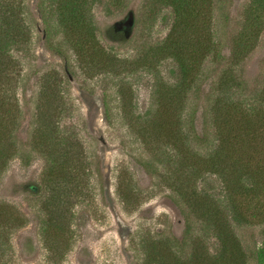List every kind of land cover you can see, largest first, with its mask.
Returning <instances> with one entry per match:
<instances>
[{"label": "rangeland", "instance_id": "rangeland-1", "mask_svg": "<svg viewBox=\"0 0 264 264\" xmlns=\"http://www.w3.org/2000/svg\"><path fill=\"white\" fill-rule=\"evenodd\" d=\"M5 1L0 0V6ZM19 1L26 7L28 36L26 43L10 50L11 64L6 68L10 83L4 97H12L6 110L14 119L9 129L0 130L13 129V136L7 133V139H0V147L16 145L18 153L0 172V264H138L142 256L138 243L143 235L182 238L185 227L164 177L167 162H158L156 157L152 162L153 150H165L167 140L156 132L143 133L138 123L150 110L173 116L182 109L160 108L154 96L157 84H163L165 91L178 77L176 64L164 49L172 27L170 9L160 10L159 5H147L145 0L120 4L93 0L92 15L98 29L95 45L87 29L75 35V41L74 36L68 37L55 12L45 15L48 1ZM251 2L213 0L215 50L199 67L200 77L185 95L181 110L186 118L195 117L194 130L190 122L185 123L181 137L180 144L189 151L205 153L216 144L212 106L225 70L234 66L219 52L229 54ZM129 10L135 12L134 29L125 24L131 19ZM116 21L124 24L122 34L109 45L101 31ZM110 56L116 60L115 66H110ZM233 70L239 83L236 90L245 96L264 85V31ZM4 81L0 77V84ZM1 101L0 96V105ZM39 127L63 137L62 143L44 141L45 156L33 148L43 142L35 135ZM173 130L166 132L172 134ZM72 142L84 147L90 182L86 201L75 207L73 236L63 244L65 251L55 255L41 240L40 222L46 214L42 199L24 186L43 182L50 159ZM145 161L151 162L150 170L143 166ZM204 181L198 182L201 188L208 185L213 187L211 192L221 193L219 181ZM120 190L130 196L132 204L126 205ZM19 214L21 219L14 222ZM256 218L254 223L236 227L249 264H257L254 256L264 240V222ZM196 231L203 233L198 224ZM213 241H208L211 248Z\"/></svg>", "mask_w": 264, "mask_h": 264}, {"label": "trees", "instance_id": "trees-1", "mask_svg": "<svg viewBox=\"0 0 264 264\" xmlns=\"http://www.w3.org/2000/svg\"><path fill=\"white\" fill-rule=\"evenodd\" d=\"M45 1L50 4L45 15L55 12L59 26L68 37L74 36L75 41V35H81L87 29L90 42L98 45L95 33L98 29L91 9L93 0ZM212 3L213 0H145L147 5H159L160 10L170 9L168 17L172 21L164 49L165 55L174 60V72L178 77L165 91L163 84H157L154 96L158 107L183 109L185 95L200 77L199 67L213 55ZM25 9L19 0H6L0 6V77L5 78L0 84V129H9L8 125L14 119V115L6 110L12 102V97H4L10 83V72L6 68L11 64L10 50L14 45L26 43ZM129 13H132L134 29L135 12L129 10ZM263 16L264 0H252L244 27L233 38L229 54L226 56L219 52L222 59L234 66L225 70L218 87L220 94L212 106L216 144L211 150L203 153L190 148L189 151L188 147L180 144L184 124L190 122L193 130L195 128V117L186 118L182 109L173 116L151 110L140 116L138 123L143 133L156 132L167 140L165 150H153L152 162L155 157L158 162L162 159L167 162L164 177L172 192V200L184 216L185 227L182 238L173 234L143 235L138 243L142 253L138 264H249V257L236 235V227L254 223L256 217L264 222V85L253 95L241 94L236 90L239 83L233 68L243 62L259 42L264 31ZM123 26L122 22L116 21L101 31L109 45L118 41ZM110 57V66H115L116 60ZM161 89L167 94H163ZM171 128L174 130L168 134L166 129ZM10 131L0 130V139H7L8 134L13 136V129ZM35 135L43 142L33 148L44 156L47 152L45 140L57 143L63 140L58 132L45 127L37 128ZM17 153L16 145L0 147V172L7 168ZM86 158L83 146L73 142L65 144L57 151L56 157L50 159L46 179L39 184L24 186L42 199V209L46 214L40 222L41 240L55 255L65 251L63 244L73 236L75 207L87 199L85 192L89 188L90 168ZM150 164V161L143 162L148 170ZM200 180L207 184L211 180L219 181L221 193L211 192L212 186L201 188ZM119 192L126 205L133 203L129 195L122 190ZM20 219L19 214L14 222ZM197 224L203 233L196 231ZM212 239L211 248L208 241ZM254 258L257 264H264V240Z\"/></svg>", "mask_w": 264, "mask_h": 264}, {"label": "water", "instance_id": "water-1", "mask_svg": "<svg viewBox=\"0 0 264 264\" xmlns=\"http://www.w3.org/2000/svg\"><path fill=\"white\" fill-rule=\"evenodd\" d=\"M126 25L128 24V26H131V28H132V26H133V17H132V15H131V19H130V22L129 23H125Z\"/></svg>", "mask_w": 264, "mask_h": 264}]
</instances>
